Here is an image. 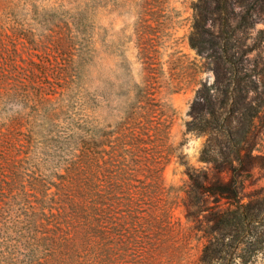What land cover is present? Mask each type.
Masks as SVG:
<instances>
[{
    "label": "rangeland",
    "instance_id": "374dc122",
    "mask_svg": "<svg viewBox=\"0 0 264 264\" xmlns=\"http://www.w3.org/2000/svg\"><path fill=\"white\" fill-rule=\"evenodd\" d=\"M194 1L0 0V73L21 74L32 95L23 105L15 96L1 101V122L22 111L39 129L40 150L58 130L82 128L92 142V178L112 197L111 209L120 198L138 227L130 241L142 264H197L207 210L186 214L187 167L224 181L238 149L254 157L244 162L250 174L239 176V202L264 193V21L255 22L264 9L254 11L260 0H232V60L217 62L232 71L226 98V78L219 67L215 82L213 69L221 46L209 43L221 20L204 18L208 47L198 53L189 43ZM33 41L42 49L32 58ZM202 84L206 95L194 102ZM58 153L45 158L67 157ZM206 199L230 205L224 196Z\"/></svg>",
    "mask_w": 264,
    "mask_h": 264
},
{
    "label": "trees",
    "instance_id": "16d2710c",
    "mask_svg": "<svg viewBox=\"0 0 264 264\" xmlns=\"http://www.w3.org/2000/svg\"><path fill=\"white\" fill-rule=\"evenodd\" d=\"M193 8L189 43L200 54L208 47L203 36L204 18L210 16L211 25L221 20L219 27L221 24L222 27L212 32L218 38L209 40L210 44L221 46L213 59L216 82L218 57L225 62L232 60L227 44L234 2L196 0ZM262 9L264 0L256 4L254 11ZM258 20L264 21V16L255 22ZM40 46L36 41L29 43L32 58L35 52H41ZM220 70L226 78L224 95L227 98L231 90L226 73L232 71L230 66ZM23 78L19 73L14 76L0 73V102L14 96L22 105L30 100L31 91L22 87ZM205 95L204 84L199 85L194 102H202ZM207 111L214 115L212 104ZM256 111L251 107V118ZM198 112L194 110V118H202ZM30 127L22 111L0 120V264H142L140 254L132 249L130 241L137 236L138 227L133 216L126 214L127 208L119 197L118 206L111 209L112 197L105 195L92 178L89 170L92 142L81 133L82 128L74 129L71 134L58 130L40 150L36 143L39 129ZM226 131L230 136V127ZM57 152L67 157H55L52 162L49 157L45 158ZM224 156L229 158L228 154ZM247 157L250 159L252 155L247 153L242 157L238 149L234 151L237 164L229 161L231 175L224 181L217 174L208 177L204 171L186 168L190 180L184 200L186 214L194 217L207 210V224L198 227L207 241L197 264H264V229H257L264 225V193H259L254 201L240 203L238 200L239 176L250 174L249 165L244 164ZM47 166L51 169L44 171ZM206 195L214 199L224 196L230 205L224 208L216 203L209 205Z\"/></svg>",
    "mask_w": 264,
    "mask_h": 264
}]
</instances>
